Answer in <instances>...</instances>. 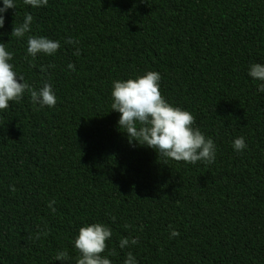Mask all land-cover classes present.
Returning a JSON list of instances; mask_svg holds the SVG:
<instances>
[{
    "label": "trees",
    "instance_id": "obj_1",
    "mask_svg": "<svg viewBox=\"0 0 264 264\" xmlns=\"http://www.w3.org/2000/svg\"><path fill=\"white\" fill-rule=\"evenodd\" d=\"M26 12L31 32L9 36ZM0 33L14 70L57 97L41 108L26 92L0 110V264H75L73 238L97 221L112 230L113 264L128 251L138 264H264V93L247 75L264 62V0H17ZM27 35L60 47L33 59ZM147 70L214 140L213 163L129 144L110 109L111 81ZM170 227L179 235L170 239ZM121 236L138 243L122 250ZM59 250L71 259L55 260Z\"/></svg>",
    "mask_w": 264,
    "mask_h": 264
},
{
    "label": "clouds",
    "instance_id": "obj_2",
    "mask_svg": "<svg viewBox=\"0 0 264 264\" xmlns=\"http://www.w3.org/2000/svg\"><path fill=\"white\" fill-rule=\"evenodd\" d=\"M23 5L39 8L47 6L48 0H22ZM17 0H0V29L4 27L5 13L8 9H16ZM33 16L26 12L22 23L13 25L9 36L21 39L31 32ZM2 34V33H0ZM65 42L75 45L79 40L68 35ZM27 54L35 59L38 53L46 56H55L60 41L43 35H27ZM74 55H80L79 47H75ZM13 53L0 43V110H6L9 102H19L27 92L33 104L49 108L56 104L57 97L52 84L44 81L38 88L32 87L25 81L24 76L14 70ZM54 65H41V72ZM67 69L75 70L69 62ZM247 75L258 81L256 90L264 93V62H252L247 68ZM160 73L147 70L143 74L126 79H113L111 81L110 109L120 113L117 124L127 134L129 144L133 141L154 149L160 156L175 161L196 164L197 161L211 164L216 157V145L211 137L195 126L192 113L184 108L168 102L160 91ZM232 147L241 152L247 145L244 137L233 139ZM55 200L48 201V208L55 212ZM177 230L170 227L169 238L178 236ZM112 230L103 222L84 223L79 227L73 238V247L79 253L75 264H113L110 257L115 253L107 247L106 241L111 242ZM138 238L121 236L118 247L125 249L136 245ZM55 260L65 261L71 259L66 250L55 253ZM122 264H138L137 258L131 251L126 252Z\"/></svg>",
    "mask_w": 264,
    "mask_h": 264
}]
</instances>
